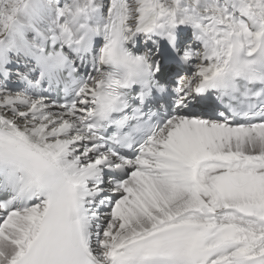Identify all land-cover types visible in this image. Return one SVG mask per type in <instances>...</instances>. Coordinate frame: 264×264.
<instances>
[{
  "label": "snow or ice",
  "instance_id": "obj_1",
  "mask_svg": "<svg viewBox=\"0 0 264 264\" xmlns=\"http://www.w3.org/2000/svg\"><path fill=\"white\" fill-rule=\"evenodd\" d=\"M0 264H264V0H0Z\"/></svg>",
  "mask_w": 264,
  "mask_h": 264
}]
</instances>
